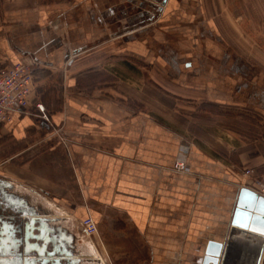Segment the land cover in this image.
Here are the masks:
<instances>
[{"label": "crops", "instance_id": "obj_1", "mask_svg": "<svg viewBox=\"0 0 264 264\" xmlns=\"http://www.w3.org/2000/svg\"><path fill=\"white\" fill-rule=\"evenodd\" d=\"M228 2L248 0H10L0 63L35 66L32 98L50 123L36 109L16 115L0 125V150L10 142L18 200L37 209L24 185L47 204L62 264L96 253L67 208L93 217L108 251L130 264H200L209 240L228 247L224 264H264V237L230 226L240 189L255 190L244 169L264 175V70L232 45L242 47L232 30L242 17L227 20ZM249 3L264 15L263 0ZM254 16L243 21L257 31ZM114 43L128 54L94 65ZM195 94L237 110L215 120L188 105ZM177 160L188 171L172 170ZM26 257L9 264H53Z\"/></svg>", "mask_w": 264, "mask_h": 264}, {"label": "water", "instance_id": "obj_2", "mask_svg": "<svg viewBox=\"0 0 264 264\" xmlns=\"http://www.w3.org/2000/svg\"><path fill=\"white\" fill-rule=\"evenodd\" d=\"M3 181L8 183V186H12L10 181L5 179ZM262 201H264V196L257 191L248 187L241 188L231 219V232L240 229L242 232L246 231L264 237V233L253 230L264 226V212L260 210ZM10 210L12 212L3 209L0 213V264L12 262L10 257L15 261L24 256L27 259L26 256L33 255V253L38 258H43V263L47 261L53 264H62L61 259L56 258L63 254L60 251L61 238L58 233L55 235L52 228V230L48 229L50 219L46 217V213L44 214L39 208L33 209L26 206L16 210L10 208ZM238 213L241 215L238 216ZM244 214L252 217L247 221L246 227L242 226L240 222L244 219ZM49 231L51 236H49ZM223 247L222 241L209 240L203 252L199 253L200 264H224L228 247L226 249ZM65 254L69 256L68 253ZM34 260L32 259V262Z\"/></svg>", "mask_w": 264, "mask_h": 264}, {"label": "rangeland", "instance_id": "obj_3", "mask_svg": "<svg viewBox=\"0 0 264 264\" xmlns=\"http://www.w3.org/2000/svg\"><path fill=\"white\" fill-rule=\"evenodd\" d=\"M232 2V0H229ZM243 1V0H241ZM264 2V0H263ZM10 0H0V33L3 32L2 28L3 25L2 23L4 21H7V15L10 13L9 7H10ZM202 4V3H201ZM227 4V8L223 11L226 12V18L229 21H237L236 18L238 16L241 15L242 17V21L236 23L237 27L232 26V30L236 29V33L239 32L241 37H242V42H241V46L242 47H237L234 43H232V45L238 50V51H243L242 53L244 54L245 52H249L250 50L251 52V56L249 54V56L247 57L248 60H250L252 63H256L261 65L262 69L264 70V15L263 16H259L257 17L255 15V12H253V9L251 7V4L249 3V0L247 3H243L242 2V6L243 8L240 7V4L236 3H226ZM256 16L257 21H255L257 23V31L254 30V27L252 25L249 24V22L245 23L244 21H248V19L250 18V16ZM254 16V17H255ZM221 18V17H220ZM244 19V21H243ZM221 21V19H220ZM111 47H109L108 51L103 52L101 54H99L97 56V58H93L92 63L95 64H103L105 63V61H109V59H112V61H115L114 63H116V61H118V59H120V57L127 55L128 53H123L121 52L122 50H118V45L117 44H113L111 45ZM242 49V50H241ZM247 50V51H245ZM245 55V54H244ZM133 57V56H132ZM136 58H134L139 65H143L146 66L148 70H150L151 65L146 61V60H141L140 58H137V56H135ZM136 62V63H137ZM7 63H0V67L1 66H5ZM167 93L172 94L173 96H176L178 99H180V103L182 102V104L184 105L185 101V96H181V95H175L174 93L167 91ZM192 105L194 108H204V111L208 110V113H212V116L215 118V120L218 119V114H219V110L221 112L225 111L224 114L227 115H232L233 112H236V108L233 107H219V105H215L214 103H208L206 101H203V99L196 95L194 96V98L192 99V102H188V105ZM202 104V105H201ZM179 110H185L183 106H178ZM195 111H197V109H195ZM244 112V111H243ZM180 113V112H179ZM182 113V112H181ZM210 115V114H209ZM230 121V120H229ZM226 121V125L230 126V122ZM5 143L3 144L4 146L1 147L0 150V178H3L5 180H9L8 177L11 175V164H13L14 166V171L13 172H17V170L15 169L17 167L16 164H14V162L10 163L9 161V157L11 154L10 151V146L8 145L7 141H4ZM19 164V163H18ZM22 164L18 165V168L21 166ZM24 174V173H23ZM3 176H7V178L3 177ZM10 181V180H9ZM22 188H18V190H20L23 195L28 196V198L31 200V202L37 207V209L39 208V210L43 211L48 209L47 208V204H45V202L43 200H40V198L35 199L32 195L31 192L29 190L26 189V186L24 185H20ZM59 206L60 203H58ZM84 208L88 210L89 208V204H84ZM67 211H65L67 213V215L69 216V221L71 222V224L77 229L80 230V221L83 218H79L77 217L72 209L67 208ZM45 214V213H44ZM99 229V227H98ZM231 234V233H230ZM85 242H89L93 246V244L96 247V253L94 256H88L86 259V261L84 262V264H120L118 263L119 261H123V264H130L128 262V260H130L131 258H128L129 255L125 254V256H120L117 253H111L110 251H108L107 249V244H106V238H105V234L99 229L98 230V234H96L95 236L92 237H88V238H83L81 240V242L83 243ZM93 243V244H92ZM94 247V250H95ZM236 251H233L232 253H235ZM246 252V251H243ZM114 254V255H113ZM248 256V254H247ZM249 258H247L246 261H243L242 264H253L254 263V259L250 256H248ZM123 258V259H122ZM239 264V261H236ZM122 263V262H121ZM241 263V261H240ZM193 264V263H191Z\"/></svg>", "mask_w": 264, "mask_h": 264}, {"label": "built area", "instance_id": "obj_4", "mask_svg": "<svg viewBox=\"0 0 264 264\" xmlns=\"http://www.w3.org/2000/svg\"><path fill=\"white\" fill-rule=\"evenodd\" d=\"M36 80L35 66L31 63L11 61L0 67V125L11 123L18 114H32L33 109L50 123L45 105L32 98L37 87ZM188 168V164L181 160L175 161L172 166L176 172H186ZM243 174L255 191L264 196V175L258 176L251 167L245 168ZM80 225L85 236L98 234V224L93 217H84Z\"/></svg>", "mask_w": 264, "mask_h": 264}, {"label": "flooded vegetation", "instance_id": "obj_5", "mask_svg": "<svg viewBox=\"0 0 264 264\" xmlns=\"http://www.w3.org/2000/svg\"><path fill=\"white\" fill-rule=\"evenodd\" d=\"M133 19L130 21H133ZM3 180V178H0V213L3 211V209L5 211L12 212L10 208L12 210L22 209L24 206L28 208V206L23 201L20 202L18 200L19 196L13 193V187L8 186L9 184L5 183Z\"/></svg>", "mask_w": 264, "mask_h": 264}, {"label": "snow or ice", "instance_id": "obj_6", "mask_svg": "<svg viewBox=\"0 0 264 264\" xmlns=\"http://www.w3.org/2000/svg\"><path fill=\"white\" fill-rule=\"evenodd\" d=\"M261 212H264V201L261 202ZM241 214L238 213V216H240ZM252 217L248 214H244V219L241 222L242 226H247V221L251 220ZM253 230H259L260 232L264 233V226L260 227L259 229H253Z\"/></svg>", "mask_w": 264, "mask_h": 264}, {"label": "bare ground", "instance_id": "obj_7", "mask_svg": "<svg viewBox=\"0 0 264 264\" xmlns=\"http://www.w3.org/2000/svg\"><path fill=\"white\" fill-rule=\"evenodd\" d=\"M264 254V253H263ZM263 254H262V257H263ZM258 256V255H257Z\"/></svg>", "mask_w": 264, "mask_h": 264}]
</instances>
